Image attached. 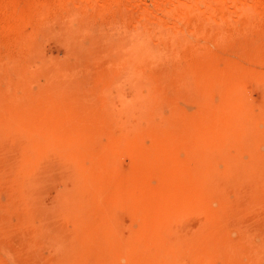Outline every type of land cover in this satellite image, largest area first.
Returning <instances> with one entry per match:
<instances>
[{"label":"rangeland","instance_id":"rangeland-1","mask_svg":"<svg viewBox=\"0 0 264 264\" xmlns=\"http://www.w3.org/2000/svg\"><path fill=\"white\" fill-rule=\"evenodd\" d=\"M55 2L0 34V264H264V21L183 51L173 6Z\"/></svg>","mask_w":264,"mask_h":264},{"label":"bare ground","instance_id":"bare-ground-1","mask_svg":"<svg viewBox=\"0 0 264 264\" xmlns=\"http://www.w3.org/2000/svg\"><path fill=\"white\" fill-rule=\"evenodd\" d=\"M47 1H49L50 4H51V1H53V2L56 1L55 2L56 4L55 3H52V5L55 4L54 5L55 10L58 7H60L59 5H61V8H64L67 13H71V12L72 13H75L76 9H80L81 12H82V10H85L86 11L87 9H90V8H96V7H94V5L96 3H98V2L100 4H102L104 2H114L115 3V1L120 2L121 0L120 1L119 0H42L40 2V4H33L34 6L33 5L32 6H28L27 8H22V7H20V5H17V4L10 5L9 7H6L7 5L6 4H3L4 5L3 8H7V10L9 8V11L8 12H4V10H3V13H2V11H0L1 12V14H0V34L2 33L3 37H5L6 40L8 41V43L6 42L7 47H8V45H14V46H11L12 48L13 47L18 48L17 46H19L20 48H18V50H21L22 51V49L24 50L23 44L25 42H28L29 41V44L30 43L32 44V42H33L32 39L40 36V35L39 36L37 35L38 30L40 28L42 29L43 25H45V23L42 22L43 20H41V19H43L42 15L44 16V9L47 8L48 5H50ZM231 1L232 0H155V2L157 3V6L160 9H161V7L158 4H160V5L161 4H164V5L167 4L168 7L171 6L170 8H172V6H173L172 9L173 10L175 9L174 10L175 12H173V10H172V12L173 13H176V14H174V16L180 14L183 17V20L184 21L181 20L182 21V24L176 29V32H177L176 35H178L176 37L178 39L174 38L176 40H179L178 42H179V44H180L181 47L184 46V44H185L184 48L182 47L183 51H185L184 49H186V50H187V48L189 49V47L191 46V45L188 46V43H189L188 41H187L188 42L187 45L185 43L186 41L184 39V29H187V31H189L192 34V36H193L192 38H194V43L192 44V46L194 48H192V49H197V48L201 47V45H202L203 42L206 41V38H207L206 36L210 35V32H211L212 35H214L212 33V30L215 31V32H220V31H223L224 32L229 27V24L227 26L228 17H226L227 16L226 9H227L228 5H230L229 7H231V3H230ZM240 2L237 1V0L236 1H232V4L234 3L232 7L234 8L236 6L235 4L240 3V4L243 5V7H242L243 10L238 11L237 13L234 12V15H232V14H229V15H231L232 17L233 16L238 17L240 19V21H241L240 23H242L243 29H246L248 27L247 25L250 23V22H248V20H249V18L251 16H255L257 18V19L255 18L256 20L259 19L258 22H260V20L264 21V3H263L262 0H240ZM62 3L65 6L62 7ZM167 6L165 5L164 7H167ZM60 10L61 9L58 8V12ZM113 10H115V9H113ZM39 11H42V15H40L41 16L40 19H36V20H41V21H34L35 19L33 18V16L36 15V13L39 12ZM92 11H94V10H92ZM96 11L94 13H96ZM120 11L122 12L123 10H120ZM120 11H117L116 10V11H113V12L119 16V15H122ZM60 12H62V11H60ZM60 12L58 13V15L60 14ZM77 13L79 14L80 11L77 10ZM36 17L37 16H35V18ZM166 17H167V15H166ZM172 18H173V16H172ZM238 18H235V19H238ZM231 19H233V18H231ZM252 19H251V21H253ZM256 20L254 22H256ZM38 22H42L43 25H41V23H40V25L42 27L39 24H36ZM161 25H163L162 27H164V24H161ZM161 25H160V28H161ZM173 27H175V26H173ZM28 29H29V33H27L28 32ZM30 29H31V32H30ZM156 29H158V28H156ZM206 29L207 30L211 29L208 35H205V32H207ZM32 30H33V33H34V31H36L37 33L35 32L36 33V34L34 33L35 35L32 34V36H29L30 33H32ZM146 30H148V29H146ZM248 30H250V29L248 28ZM158 32H162V30L159 29ZM164 32H165V30H164ZM40 33H41V30H40ZM145 33L147 34V32H145V30H144L143 34H145ZM165 34H164V36H165ZM28 36H29V39H28ZM166 37L168 38V35ZM36 39H38V38H36ZM146 39H149V38L147 37ZM163 39L165 40L164 37H163ZM169 39H170V36H169ZM30 40H32V42ZM173 40L171 41L172 43H173ZM4 41L5 40H3V43H4ZM143 41H145V40H143ZM168 41H170V40H168ZM165 42L169 44V42L164 41V43H163L164 44V47L166 46L165 45L166 44ZM171 42H170V44H171ZM178 42L175 41V44L172 45V46L173 47L178 46L177 45ZM157 43H158V41H157ZM29 44H27V45L29 46ZM158 45H159V47H160V45L163 47L162 43L161 44L159 43ZM207 45H209V44H207ZM27 47L25 49H27ZM160 49H161V47H160ZM166 49L167 48H163V50H166ZM169 49H170V51L172 53V49L171 48H169ZM169 49L167 50L168 52H169ZM177 49L174 48L173 49V52L175 50H177ZM190 49H191V47H190ZM178 52H181V51L179 50ZM21 54H23V52H21Z\"/></svg>","mask_w":264,"mask_h":264}]
</instances>
